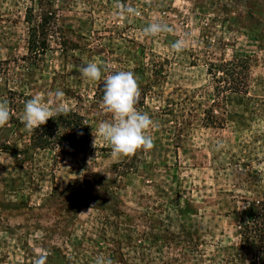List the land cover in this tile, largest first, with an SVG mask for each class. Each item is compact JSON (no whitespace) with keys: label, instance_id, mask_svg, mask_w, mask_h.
Instances as JSON below:
<instances>
[{"label":"rangeland","instance_id":"374dc122","mask_svg":"<svg viewBox=\"0 0 264 264\" xmlns=\"http://www.w3.org/2000/svg\"><path fill=\"white\" fill-rule=\"evenodd\" d=\"M263 1L0 0V101L11 116L0 127V264H35L44 247H55L64 264H96L98 257L114 264H258L256 253L241 247L240 231L249 203L264 195V31L256 25L257 18L264 25ZM121 4L136 14L122 16ZM28 12L46 24V42L33 43L38 50L31 53ZM153 22L170 31L145 36ZM177 40L185 41L179 52L171 48ZM235 54L250 61L248 95L229 96L222 129L205 128L208 62ZM89 61L103 76L134 72L143 103L137 108L155 122L151 150L111 156L96 131L110 119L93 97L99 82L79 73ZM34 96L89 121L90 155L29 149L21 117ZM185 99L195 102L190 116L175 106ZM26 148L27 160L13 162L11 154ZM85 182L91 203L100 206V199L106 209L80 206L77 220L63 225L74 207L57 194L76 193ZM113 193L121 215L110 210ZM15 203L24 207L11 208ZM56 226L65 232L58 235Z\"/></svg>","mask_w":264,"mask_h":264},{"label":"trees","instance_id":"16d2710c","mask_svg":"<svg viewBox=\"0 0 264 264\" xmlns=\"http://www.w3.org/2000/svg\"><path fill=\"white\" fill-rule=\"evenodd\" d=\"M264 2V1H263ZM247 17L253 22L255 15L248 13ZM260 22L261 19L257 18ZM236 21V19H233ZM232 21V22H233ZM257 21V22H258ZM259 25L261 31H264V25L260 23ZM26 23L29 25V40L30 46L28 47V52L31 53L34 49L38 50L33 43H45V33L46 24L42 21H35L33 16L28 12L26 15ZM229 23H231L229 21ZM263 24V23H262ZM252 32V31H251ZM207 47H211L209 43L206 44ZM115 71H107L108 74H114ZM207 74L212 81V91L209 97H212L211 101H205L203 109L202 126L210 129H222L225 126L229 117V112L227 109V102L229 96H247L249 90L250 81V61L249 58L244 56L241 57L237 54L233 55L231 59L221 58L218 61H209L207 65ZM104 80L99 81L97 89L94 93V100L101 101L103 92ZM203 91L196 93V96L202 97ZM206 92V91H205ZM195 96V95H194ZM100 98V99H98ZM183 102L176 104L179 106V115H191L194 112V108L189 106L193 105L195 102L193 100L185 99ZM143 104L140 100L138 105ZM191 109V111H190ZM172 114V110H169ZM167 114V113H166ZM91 136H92V126L89 121L76 111H62L59 116H54L53 119H49L46 124L42 125L40 129L30 132L29 149L34 151H55L59 153L70 152L75 154L90 155L93 151L91 147ZM29 149H16L12 154L11 158L15 163H23L27 160ZM90 185L85 182L82 185L74 186L77 189L76 193L63 195L57 194L61 197L60 200L64 204H68L70 207H74L72 214L73 218L64 222V224L73 223L77 220V214L79 212L80 206H94L98 210H105V205L103 201L99 199V205H93L91 203L92 190ZM89 188V191H85ZM92 188V187H91ZM86 195L90 196L86 199ZM109 200L112 202L110 210L115 213V215H121L117 205L118 197L113 193ZM97 203L98 201L95 200ZM83 203V205H80ZM24 207L22 203H15L11 206L13 209H20ZM250 216L247 222L241 227L240 237H241V247L249 250L252 249L256 254L255 257L258 260V264H264V195L261 197L260 201H252L249 203ZM67 209V208H66ZM66 213V211H64ZM58 223V222H57ZM56 223V225H57ZM59 224V223H58ZM9 235H13L14 231L7 229ZM61 226H56V232H60L58 235L63 234L65 231ZM45 234L52 233L51 230H43ZM57 234V233H56ZM43 250H47L49 255L47 256L46 262L48 264H56L52 262L53 258L58 259V264H64L63 260L65 256L60 255L55 247H50L47 249L44 247ZM61 256V258L59 257Z\"/></svg>","mask_w":264,"mask_h":264},{"label":"clouds","instance_id":"9594fccd","mask_svg":"<svg viewBox=\"0 0 264 264\" xmlns=\"http://www.w3.org/2000/svg\"><path fill=\"white\" fill-rule=\"evenodd\" d=\"M122 16L135 15L136 9L120 6ZM170 31L167 24L153 22L142 29L145 36H157ZM185 41L177 40L171 44L175 51H182ZM81 77L87 82L96 83L103 78V96L101 100L102 110L109 114L110 119L101 121L97 126V133L110 148L113 158L119 159L134 155L137 151H148L154 147V140L148 131L155 127V122L146 112L138 110L141 91L134 72L120 70L114 74L102 75L101 67L93 61H89L79 67ZM57 97L63 96V92L57 90ZM61 110L49 107L39 96L26 101L23 108L21 122L28 132L40 129L49 119L59 116ZM10 107L6 100L0 101V127L10 121ZM49 252L42 250L36 258L35 264H46ZM96 264H114L110 258L98 257Z\"/></svg>","mask_w":264,"mask_h":264}]
</instances>
